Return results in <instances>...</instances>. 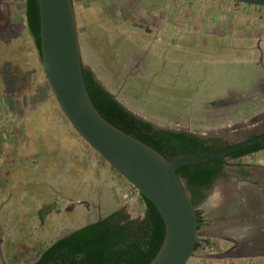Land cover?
<instances>
[{"label":"rangeland","instance_id":"rangeland-1","mask_svg":"<svg viewBox=\"0 0 264 264\" xmlns=\"http://www.w3.org/2000/svg\"><path fill=\"white\" fill-rule=\"evenodd\" d=\"M115 1L129 6L124 31H115L108 7L98 9L96 0L72 3L83 68L123 108L155 129L228 144L264 133V8L230 6V0ZM24 52L36 63L28 85L18 72ZM228 164L196 207L205 221L198 241L215 252L198 248L187 264L261 262L225 260L219 251L222 236L243 242L256 228L241 227L232 212L226 226L222 214L227 198L237 210L247 207L237 183L242 171L264 203V150ZM131 189L55 103L23 0H0V264H33L38 250L114 213L139 221L144 204ZM45 207L51 213L41 223Z\"/></svg>","mask_w":264,"mask_h":264},{"label":"water","instance_id":"water-1","mask_svg":"<svg viewBox=\"0 0 264 264\" xmlns=\"http://www.w3.org/2000/svg\"><path fill=\"white\" fill-rule=\"evenodd\" d=\"M264 8V0H230ZM40 62L48 88L76 135L156 209L164 225L162 243L149 264H187L198 243L196 206L176 170L223 159L259 142L264 133L228 144L214 153L169 160L108 123L93 105L83 77L72 0H37ZM206 194V192H204Z\"/></svg>","mask_w":264,"mask_h":264},{"label":"trees","instance_id":"trees-1","mask_svg":"<svg viewBox=\"0 0 264 264\" xmlns=\"http://www.w3.org/2000/svg\"><path fill=\"white\" fill-rule=\"evenodd\" d=\"M231 3L235 7L240 6L239 3L232 1ZM23 16L40 58L37 0H23ZM24 54L18 72L23 85H28L29 78L33 75L29 69L32 68L34 73L36 63L30 55L27 56V52ZM83 77L93 105L108 123L169 160L181 156L214 153L228 145L220 138L203 139L194 134L155 129L150 123L135 117L123 108L84 68ZM44 93L48 92L44 91ZM263 150L264 142H259L240 148L223 159L180 166L176 174L188 192L190 200L197 207L204 199V192L213 186L215 180L225 175V167L229 165L228 160L243 162L245 157ZM118 177L127 183L120 176ZM140 198L144 204V213L139 221L128 222L121 213H114L106 219L74 230L45 249L38 250L33 264H149L162 243L164 225L154 206L141 195ZM50 213L51 210L46 207L39 210L41 223ZM196 215L199 230L203 225V219L198 210ZM199 246L200 244L196 243L194 251Z\"/></svg>","mask_w":264,"mask_h":264},{"label":"flooded vegetation","instance_id":"flooded-vegetation-1","mask_svg":"<svg viewBox=\"0 0 264 264\" xmlns=\"http://www.w3.org/2000/svg\"><path fill=\"white\" fill-rule=\"evenodd\" d=\"M96 6L98 9L100 10H105L107 7V9H109V16H108V20L111 21L112 25H113V28L115 29V31H117L119 28L122 29L124 31V28L127 27V22H128V17H127V13H128V5L127 3L126 4H122L124 0H121V4L120 5L118 3V1H115V0H104V3H100V0H96ZM259 8V7H258ZM154 18V16H153ZM122 31V32H123ZM122 33H120V37H116V39H122ZM256 51H259V48L256 46ZM260 55H261V52H260ZM264 87V85H263ZM263 134V133H262ZM229 166V165H228ZM226 166L225 169L228 167ZM242 178H240L241 180L243 179L244 181H247L249 180L248 179V176H241ZM240 181V180H238ZM251 181V180H249ZM242 196V194H241ZM204 199H205V193H204ZM203 199V200H204ZM248 198H242L243 202L246 203V200ZM252 198H250L251 200ZM203 200L201 201V203L203 202ZM262 202V201H261ZM224 205H227V211L225 213H223L222 215V222L225 223L226 219H225V215L226 213H235L237 216H233L235 219H238L240 220V225L241 227H243L245 224H248L249 226L248 227H252L254 225V227L257 228H254V231H251L252 234L250 235V237H248L247 239H244L245 241L243 242H233L231 241L229 238H224V236H222L221 238V241L224 242L221 246L223 247H226L228 245H230V249L233 250V251H230L229 254H223L225 255L224 257H234L233 259H239L238 257H247V258H254L256 259V257L260 256V255H263L264 254V235H261L259 233V230L262 231V229H264V203H260L258 205V208H260L261 210L259 211L260 213V218H261V221L259 222V220H256L255 218H249L248 219V216H252L254 215V217L256 216V211H254L253 208L250 207V203H249V200L248 202L246 203L247 207L246 209H242V210H237L236 209V206L233 205L232 207L230 206V200H225L224 202ZM232 208V210L230 211V209ZM201 216V215H200ZM203 219V224H205V221H204V218L201 217ZM245 219H248L249 221L248 222H244L242 220H245ZM251 223V225H250ZM227 224V222L225 223V225ZM226 226H230V225H226ZM199 243V242H198ZM200 246H199V251L201 253H204V252H209V253H213L215 252L214 250V246L212 245H209L207 244L206 242H202V243H199ZM216 248V247H215ZM198 249V248H197ZM196 251V250H195ZM195 251L193 252V254L195 253ZM220 252V251H219ZM258 259V258H257Z\"/></svg>","mask_w":264,"mask_h":264},{"label":"crops","instance_id":"crops-1","mask_svg":"<svg viewBox=\"0 0 264 264\" xmlns=\"http://www.w3.org/2000/svg\"><path fill=\"white\" fill-rule=\"evenodd\" d=\"M230 6H233V5H230ZM239 7H242V8H244L245 6L244 5H240ZM259 153V152H258ZM257 154V153H256ZM255 155V154H254ZM251 156H253V155H251ZM256 167H258V166H256ZM259 169L261 168V167H258ZM262 169V168H261ZM241 174H242V176L243 177H245V175L247 176V174L246 173H244L243 171L241 172ZM240 181H234V182H237V183H239L240 182V187H239V192L242 194V198L244 199V198H248L247 200H246V203L248 202V200H249V203H250V207L251 208H253L254 209V211L255 210H257L256 212V215H260V213H259V211L261 210L260 208H258V205L260 204V203H262L261 202V200L259 199L260 197L258 196L259 195V193H258V191H256V189H253L254 187H256V182H253L252 180L251 181H249V180H247V181H244L243 179L241 180V179H239ZM263 183H264V181H262ZM237 189V188H236ZM226 194V193H225ZM224 194V195H225ZM250 198H252L251 200H250ZM227 200H229L228 198H227ZM256 220H259V218H260V216L259 217H254ZM256 230H257V228H256ZM259 233L261 234V235H264V230L263 231H260L259 230ZM233 242H235L236 243V241H233ZM221 249L220 250H223V251H220V254L221 255H223V254H229L230 253V251H233V250H231L230 249V247H228V246H226V247H224V249H223V247H220ZM234 257H225L224 259L225 260H228V259H233ZM239 259L240 258H242V257H238ZM244 258V257H243ZM255 258V257H254ZM260 259L261 260V262H260V264H264V254L263 255H260V256H258V257H256V259ZM223 259V258H222Z\"/></svg>","mask_w":264,"mask_h":264}]
</instances>
